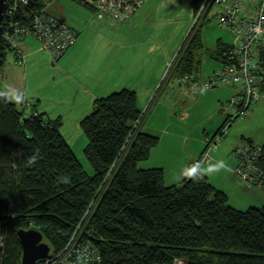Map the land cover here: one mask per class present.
<instances>
[{
    "label": "trees",
    "instance_id": "16d2710c",
    "mask_svg": "<svg viewBox=\"0 0 264 264\" xmlns=\"http://www.w3.org/2000/svg\"><path fill=\"white\" fill-rule=\"evenodd\" d=\"M46 1L34 6L43 9ZM202 3L192 0L195 15ZM206 16L194 22L162 84L196 73L205 51L230 62L229 43L218 39L215 49H204ZM9 50L2 35L0 72ZM260 86L264 91V81ZM146 113L134 89L95 100L81 120L90 173L63 134L61 118L27 115L0 87V264H22L19 230L33 227L53 256L73 235L90 240L99 264H264V205L233 206L200 169L167 185L162 168L139 167L159 143L142 128ZM261 147L264 167V142Z\"/></svg>",
    "mask_w": 264,
    "mask_h": 264
},
{
    "label": "crops",
    "instance_id": "0c3cea01",
    "mask_svg": "<svg viewBox=\"0 0 264 264\" xmlns=\"http://www.w3.org/2000/svg\"><path fill=\"white\" fill-rule=\"evenodd\" d=\"M49 1L45 11L77 29V40L58 60L33 35L20 42L24 58L9 50L0 72V87L12 101L27 115L61 118V130L77 153L88 141L81 120L93 110L95 100L123 88L134 89L139 107L143 113L147 111L143 130L159 137L140 168H162L167 185L179 184L191 169H200L227 193L233 206L264 205V191L244 178L241 182L234 169L238 141L247 138L256 143L253 135L242 134L238 139L227 133L219 145L207 142L227 122L228 101L239 90L238 86H213L211 75L221 68V62L206 51L201 55L193 81L209 79L210 86L193 88L178 79L162 84L188 35L177 48L180 40L164 30L159 12L172 10L179 0H143L125 23L100 16L91 5L78 0H69L74 4L69 8L60 6L59 0ZM218 39L229 44L235 40ZM218 39L208 45L202 36L204 49H215Z\"/></svg>",
    "mask_w": 264,
    "mask_h": 264
},
{
    "label": "built area",
    "instance_id": "2783aa9c",
    "mask_svg": "<svg viewBox=\"0 0 264 264\" xmlns=\"http://www.w3.org/2000/svg\"><path fill=\"white\" fill-rule=\"evenodd\" d=\"M3 36L18 57L25 53L20 45L23 38L33 35L50 52L55 60L60 59L76 42L78 31L64 20L34 6V0H7ZM100 16L118 23L127 22L142 6L143 0H84ZM219 6L216 17L220 26L234 35L228 53L230 62L222 63L212 73L213 86H238L228 101L229 117L222 129L207 142L219 145L231 123L250 113V108L264 99L261 82L264 81V62L260 56L264 51V0H203L195 21L201 13ZM17 17H23L18 19ZM26 17V18H25ZM185 74L181 83L189 82L193 88L211 85V80L198 79ZM261 145L247 140L238 145L233 155L238 160L236 173L264 191V167L260 165ZM0 236V244H1ZM101 254L97 246L87 239L71 238L67 246L56 255H49L41 264H99ZM38 263V264H40Z\"/></svg>",
    "mask_w": 264,
    "mask_h": 264
},
{
    "label": "rangeland",
    "instance_id": "374dc122",
    "mask_svg": "<svg viewBox=\"0 0 264 264\" xmlns=\"http://www.w3.org/2000/svg\"><path fill=\"white\" fill-rule=\"evenodd\" d=\"M55 1H57V0H54L52 4L57 3ZM59 1L61 3L60 6L63 5L64 8L65 7L69 8L70 4L74 5L69 0H59ZM47 4L48 5L50 4L49 0L46 1V5ZM219 9H220L219 6L213 5L211 8L206 10L207 16L205 18L201 19L202 36H203L204 41L208 45H211V44L214 45L219 37H223L224 40L227 42H233V40H234L232 34L225 27L220 26L218 23V19H217L215 14ZM94 11H95V9H94ZM159 13H160V15L163 14V16L160 17V21L164 26V30L166 32L173 33V35H175L174 37H176V39L178 38V40H180L179 45L177 46V48H179V46L181 45L182 41L184 40L187 32L189 31L190 27L195 22L196 15L194 16V8L191 5V0H179V3L174 4L172 10L161 11V9H160ZM177 48H176V50H177ZM175 54L176 53H174V55ZM174 55L170 59L171 61H172ZM205 69L208 70V64L206 65ZM203 117H204V115H203ZM227 133H228V136L232 135V137H238V139L241 137L242 134L244 136L253 135V137L256 140V143L258 145H262L264 142V99L261 102H259L258 104L251 106L250 114L248 116L238 117L233 122V125L232 126L230 125ZM227 133L223 136L222 139H224L227 136ZM245 141H247V138H243L242 140L240 139L238 141L239 142L238 145L244 143ZM76 154H78L77 156L80 158L84 167L90 173H93V168L85 156L84 149H82V150L78 149ZM233 157H234V155H233ZM234 159H235L234 160V169H235L237 162H238L237 161L238 159L236 157H234ZM238 177L240 180H242V178H243L241 176H238ZM247 181L250 182L249 180H247ZM241 182H243V180ZM44 240L47 241L45 238H44ZM184 261H186V260L179 259L178 262L175 264H185V263H183Z\"/></svg>",
    "mask_w": 264,
    "mask_h": 264
},
{
    "label": "water",
    "instance_id": "95a60500",
    "mask_svg": "<svg viewBox=\"0 0 264 264\" xmlns=\"http://www.w3.org/2000/svg\"><path fill=\"white\" fill-rule=\"evenodd\" d=\"M7 6V0H0V38L4 31L3 20ZM193 25L187 35L193 28ZM19 236L23 247L22 264H37L50 255L51 245L44 240V234L38 228L20 229Z\"/></svg>",
    "mask_w": 264,
    "mask_h": 264
}]
</instances>
